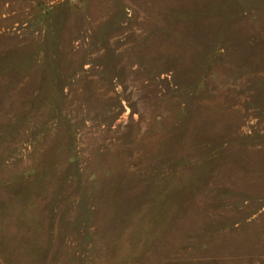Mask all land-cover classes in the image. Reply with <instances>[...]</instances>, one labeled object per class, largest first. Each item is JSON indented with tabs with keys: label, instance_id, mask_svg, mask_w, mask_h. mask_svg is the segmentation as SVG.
Listing matches in <instances>:
<instances>
[{
	"label": "rangeland",
	"instance_id": "374dc122",
	"mask_svg": "<svg viewBox=\"0 0 264 264\" xmlns=\"http://www.w3.org/2000/svg\"><path fill=\"white\" fill-rule=\"evenodd\" d=\"M0 264H264V0H0Z\"/></svg>",
	"mask_w": 264,
	"mask_h": 264
}]
</instances>
